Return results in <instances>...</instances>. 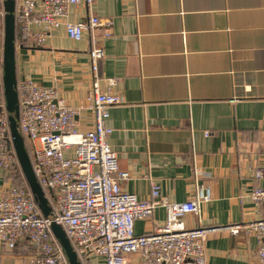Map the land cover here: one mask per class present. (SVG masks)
<instances>
[{
  "label": "crops",
  "instance_id": "crops-1",
  "mask_svg": "<svg viewBox=\"0 0 264 264\" xmlns=\"http://www.w3.org/2000/svg\"><path fill=\"white\" fill-rule=\"evenodd\" d=\"M91 15L113 21L112 37L101 39L100 73L118 80L122 99L106 123L119 170L130 175L122 189L148 198L155 180L172 203L208 189L211 200L185 220L190 229L222 228L205 240L208 264H261L254 235L224 228L259 218L251 194L264 187V177H254L264 173V0H94L72 7L65 22ZM102 36L98 29L75 41L63 25L44 47L16 56L18 78L57 88L80 109L83 132L94 126L89 51L92 38ZM5 181L0 169V191ZM165 220L160 208L137 221L135 233H150ZM29 246L0 245V264H30ZM126 264H138V257Z\"/></svg>",
  "mask_w": 264,
  "mask_h": 264
},
{
  "label": "built area",
  "instance_id": "built-area-1",
  "mask_svg": "<svg viewBox=\"0 0 264 264\" xmlns=\"http://www.w3.org/2000/svg\"><path fill=\"white\" fill-rule=\"evenodd\" d=\"M94 0H16V56L21 50L45 46L51 33L65 26L66 35L80 41L86 32L103 30L92 38L89 51L92 85L88 92L94 126L81 131L76 120L80 109L69 106L57 88L18 78L20 127L37 180L79 259L93 258L104 264H126L130 256L138 264H208L205 240L222 228L186 226L188 216L211 200L209 190L197 187L195 196L172 203L162 195V186L151 180L148 198L124 191L121 182L129 173L119 170L116 152L109 144L113 130L106 123L110 110L122 103L116 92L118 80L104 78L100 62L106 53L101 39L112 37V19L91 15L82 22H65L74 6L92 5ZM3 1L0 0V68L3 67ZM0 79V169L5 183L0 191V245L14 251L28 241L34 248L30 264H68L67 259L36 204L31 191L14 185L11 175L19 162L13 148L10 124ZM207 136L209 133H206ZM261 179L264 173L254 172ZM252 199L260 207L259 218L246 225L226 227L237 235L242 229L257 239V257L264 264V187H255ZM166 211L165 222L154 231L137 235L135 223L148 219L156 210Z\"/></svg>",
  "mask_w": 264,
  "mask_h": 264
},
{
  "label": "water",
  "instance_id": "water-1",
  "mask_svg": "<svg viewBox=\"0 0 264 264\" xmlns=\"http://www.w3.org/2000/svg\"><path fill=\"white\" fill-rule=\"evenodd\" d=\"M3 1L4 50L3 94L10 124V134L19 165L27 180L33 198L42 215L52 221L50 229L59 243L68 264H83L62 226L54 222L55 212L44 189L37 180L25 139L20 127V105L16 70V0Z\"/></svg>",
  "mask_w": 264,
  "mask_h": 264
},
{
  "label": "trees",
  "instance_id": "trees-1",
  "mask_svg": "<svg viewBox=\"0 0 264 264\" xmlns=\"http://www.w3.org/2000/svg\"><path fill=\"white\" fill-rule=\"evenodd\" d=\"M17 30V29H16ZM16 35H17V31H16ZM2 78H3V67H1L0 68V79H1V81H2V85H1V88H2V90H3V80H2ZM13 146V145H12ZM11 178L13 179V182H14V185L17 187V188H19V189H21V190H29L30 191V188H29V185H28V183H27V180H26V178H25V176H24V174H23V171H22V169H21V167H20V165H18V167L13 171V173H12V175H11ZM47 195H48V193H46ZM30 247V246H29ZM18 248V247H17ZM16 248V249H17ZM15 249V250H16ZM32 250L31 252H33V254H34V248L31 246L30 248H29V250Z\"/></svg>",
  "mask_w": 264,
  "mask_h": 264
}]
</instances>
